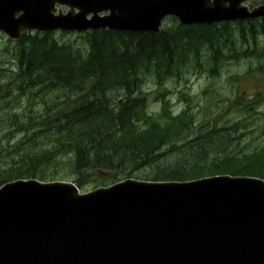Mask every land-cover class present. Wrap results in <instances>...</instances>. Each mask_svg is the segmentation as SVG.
I'll list each match as a JSON object with an SVG mask.
<instances>
[{"label":"trees","instance_id":"trees-1","mask_svg":"<svg viewBox=\"0 0 264 264\" xmlns=\"http://www.w3.org/2000/svg\"><path fill=\"white\" fill-rule=\"evenodd\" d=\"M262 37L264 20L237 23L236 30L223 24L178 26L159 35L88 32L80 35V47L52 34L6 40L14 44L0 51V186L17 179L67 180L83 189L90 174L158 181L264 179V148L207 159L209 151L224 150L234 140L228 129L207 126L178 143L195 130L193 107L175 115L162 99L151 113L142 91L146 80L160 86L193 67L207 66L209 76L217 77L223 51L235 61L262 65L264 52L252 46Z\"/></svg>","mask_w":264,"mask_h":264},{"label":"water","instance_id":"water-1","mask_svg":"<svg viewBox=\"0 0 264 264\" xmlns=\"http://www.w3.org/2000/svg\"><path fill=\"white\" fill-rule=\"evenodd\" d=\"M264 0H0V32H160L264 18ZM56 6L67 8L63 14ZM0 264H264V181L126 180L80 195L69 182L0 188Z\"/></svg>","mask_w":264,"mask_h":264},{"label":"rangeland","instance_id":"rangeland-1","mask_svg":"<svg viewBox=\"0 0 264 264\" xmlns=\"http://www.w3.org/2000/svg\"><path fill=\"white\" fill-rule=\"evenodd\" d=\"M176 28L177 22L172 19H167L162 25V29L166 31H175ZM232 28L236 30V25H232ZM54 37L61 42H70L78 47L84 46L77 34L63 36L56 33ZM6 40V37L0 34V51L3 47H13L14 43L5 44ZM252 46L257 52L264 51V38L258 39V47ZM223 54L221 68L216 78L207 76V66L203 67L200 73L199 70L189 68L188 72L181 75L179 79H166L160 87L155 81L149 79L142 88V91L149 95L148 104L154 113L158 112L160 107L159 94L164 92H167L166 95L171 104L175 105V114L186 106L193 107L195 130L183 135V139L178 143L195 138L193 133L200 128L204 131L207 126L223 127L229 130L227 135H232L234 142L226 141L224 150L218 151L215 148L209 151L207 159L216 155L220 156L229 150L243 154L264 148V72L261 70L264 64L260 65L259 61L248 59L235 61L227 55V51H223ZM201 55L207 57V51L205 50ZM7 82V78L1 81L3 85ZM196 104L198 105L195 106ZM243 107H252L253 110L245 113L242 110ZM200 108L203 109V113H198ZM235 125L236 128H233ZM223 133L221 134L225 135ZM174 157L171 156V158ZM124 178L113 175L99 177L96 174H90L88 178L90 183L86 188L92 190Z\"/></svg>","mask_w":264,"mask_h":264},{"label":"bare ground","instance_id":"bare-ground-1","mask_svg":"<svg viewBox=\"0 0 264 264\" xmlns=\"http://www.w3.org/2000/svg\"><path fill=\"white\" fill-rule=\"evenodd\" d=\"M40 129V128H39ZM38 133V132H37Z\"/></svg>","mask_w":264,"mask_h":264}]
</instances>
